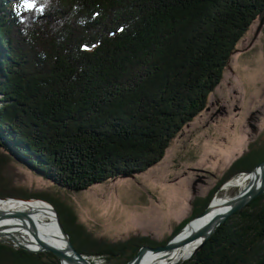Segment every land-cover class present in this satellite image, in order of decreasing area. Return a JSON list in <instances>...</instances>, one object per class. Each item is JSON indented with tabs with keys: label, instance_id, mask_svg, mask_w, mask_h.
I'll use <instances>...</instances> for the list:
<instances>
[{
	"label": "trees",
	"instance_id": "obj_1",
	"mask_svg": "<svg viewBox=\"0 0 264 264\" xmlns=\"http://www.w3.org/2000/svg\"><path fill=\"white\" fill-rule=\"evenodd\" d=\"M263 15L264 0H0V174L13 160L79 193L158 166L206 112ZM245 157L211 195L260 164L264 147ZM6 198L50 203L74 247L105 264L158 246L98 242L45 193L0 192ZM211 200H196L176 235ZM0 264L61 263L0 243ZM182 264H264V195Z\"/></svg>",
	"mask_w": 264,
	"mask_h": 264
},
{
	"label": "rangeland",
	"instance_id": "obj_2",
	"mask_svg": "<svg viewBox=\"0 0 264 264\" xmlns=\"http://www.w3.org/2000/svg\"><path fill=\"white\" fill-rule=\"evenodd\" d=\"M259 21L233 55L209 103L208 108L219 101L226 104L228 113L221 117L222 123L205 130L211 115L203 113L201 122L199 117L185 129L158 166L134 177H120L79 193H69L12 160L0 174V192L15 189L59 199L74 211L83 232L101 243L119 245L138 238L136 243L146 245L155 241L161 246L159 243L174 238L176 228L191 217L196 200L232 199L246 190L250 181L243 179L247 174L239 173L211 195L237 162L258 149L263 150L264 26L258 31ZM32 22L30 18L27 25ZM235 106L241 107L238 112L234 111ZM213 109L215 112L216 108ZM251 115L254 123L257 121V133L246 126ZM0 243L16 244L6 239ZM131 254L128 251L122 259L107 262L127 264ZM104 262L94 260V264Z\"/></svg>",
	"mask_w": 264,
	"mask_h": 264
},
{
	"label": "bare ground",
	"instance_id": "obj_3",
	"mask_svg": "<svg viewBox=\"0 0 264 264\" xmlns=\"http://www.w3.org/2000/svg\"><path fill=\"white\" fill-rule=\"evenodd\" d=\"M256 175L258 177L262 175L264 176V167L258 168ZM254 176L255 174L246 175L243 179L251 182L253 181ZM244 192L245 190H242L236 197L232 199L217 198L216 200L214 199L215 202L212 200L211 213L192 223L190 228L179 237V240L183 237H186L191 232H195L200 229L201 226L208 223L215 215L223 212L222 209L225 208L227 202L240 197ZM0 211L23 212L28 215V219L25 220H20L13 217H7L4 219L0 218V240L6 239L14 243H21L23 246H27L28 248L37 251L42 249V245L38 242V240L47 245L66 249L67 244L59 228V216L56 215L50 204L37 200H29L26 202L17 200H0ZM32 228L35 229L36 234H33ZM198 245L199 240L178 248L171 253H149L144 257L140 264H172L176 261L184 263L190 260Z\"/></svg>",
	"mask_w": 264,
	"mask_h": 264
},
{
	"label": "water",
	"instance_id": "obj_4",
	"mask_svg": "<svg viewBox=\"0 0 264 264\" xmlns=\"http://www.w3.org/2000/svg\"><path fill=\"white\" fill-rule=\"evenodd\" d=\"M264 26V15L261 17L259 21V27L258 31L262 29ZM256 39V37H255ZM264 167V161L261 162L259 165H257L251 172H247L244 174L251 175L255 174L253 181H251L245 190V192L238 198L229 201L226 203L225 208L222 209L223 212L220 214L215 215L208 223L201 226L200 229H198L195 232H191L186 237H183L179 240V237L182 236L191 226L192 223L196 222L197 220L202 219L206 215L210 214L212 211V202L207 207V209L199 216L193 218L182 231H180L171 241H169L166 245H161L157 247H151V246H143L139 249V251L136 253V255L127 263V264H140V262L144 259L145 256H147L149 253L153 254H164V253H171L174 250L181 248L189 243H192L194 241L199 240V245L197 246L196 250L194 251L192 257L208 242V240L212 237V235L215 233L216 229L220 227L222 224H224L227 219H229L234 214L242 211L250 202H252L254 199L264 195V176L258 177L256 175V171L258 168ZM134 177V176H129ZM1 201H9V200H17V201H29V200H23V199H13V198H6V199H0ZM40 202H46L43 200H37ZM48 203V202H46ZM50 204V203H48ZM51 205V204H50ZM52 206V205H51ZM54 209L56 215L57 212L55 208ZM7 217H13L20 220L28 219V215L23 212H8V211H0V218L4 219ZM59 218V217H58ZM59 228L63 234L64 240L66 241L67 247L66 249H61L55 246L47 245L43 243L42 241L38 240V242L42 245V249L40 250H33L28 248L27 246H23L21 243H16L14 246L28 250L30 252L34 253H52L56 258L60 260L61 264H93L89 257L86 255L81 254L72 244L70 236L67 234L65 229L63 228L62 224L58 220ZM33 234H36L35 229L32 228ZM191 257V258H192ZM190 258V259H191ZM172 264H182L180 261L173 262Z\"/></svg>",
	"mask_w": 264,
	"mask_h": 264
},
{
	"label": "flooded vegetation",
	"instance_id": "obj_5",
	"mask_svg": "<svg viewBox=\"0 0 264 264\" xmlns=\"http://www.w3.org/2000/svg\"><path fill=\"white\" fill-rule=\"evenodd\" d=\"M211 102V101H210ZM215 105V106H214ZM216 105H217V107H216ZM213 108H216V111L215 112H213L214 111V109ZM241 107H238V106H235V108H234V111L235 112H238V110L240 109ZM228 113V111H227V106H226V104H224V102L223 101H219L217 104H213V105H211L210 106V108H208L207 109V111H206V114H210L211 115V118H210V120L209 121H206V124H205V127H204V129L206 130V129H209V127L211 126V125H213V124H215V123H220L221 122V117H223L224 115H226ZM201 120H202V117H201V119H200V122H201ZM253 120H255L253 117H252V115L251 116H248V119H247V127L249 128V130L252 132V133H257L259 130H257V124H256V122L257 121H255V123H254V121ZM203 123V122H202ZM205 123V122H204ZM222 123V122H221ZM259 152V150H256V152H255V154H257ZM245 157V156H244ZM264 161V160H263ZM263 161H260V162H263Z\"/></svg>",
	"mask_w": 264,
	"mask_h": 264
},
{
	"label": "snow or ice",
	"instance_id": "obj_6",
	"mask_svg": "<svg viewBox=\"0 0 264 264\" xmlns=\"http://www.w3.org/2000/svg\"><path fill=\"white\" fill-rule=\"evenodd\" d=\"M26 8L28 9H32L34 7L33 3H27L25 5ZM119 31H123V28L119 29ZM83 50H88L87 46H84V49Z\"/></svg>",
	"mask_w": 264,
	"mask_h": 264
},
{
	"label": "built area",
	"instance_id": "obj_7",
	"mask_svg": "<svg viewBox=\"0 0 264 264\" xmlns=\"http://www.w3.org/2000/svg\"><path fill=\"white\" fill-rule=\"evenodd\" d=\"M89 260L94 264V260H97V261H100V262H102V261H105V260H103V259H101V258H90L89 257ZM104 264H105V262H104Z\"/></svg>",
	"mask_w": 264,
	"mask_h": 264
}]
</instances>
